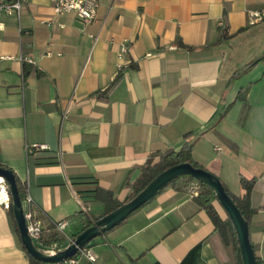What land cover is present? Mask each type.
I'll list each match as a JSON object with an SVG mask.
<instances>
[{
    "label": "crops",
    "instance_id": "obj_1",
    "mask_svg": "<svg viewBox=\"0 0 264 264\" xmlns=\"http://www.w3.org/2000/svg\"><path fill=\"white\" fill-rule=\"evenodd\" d=\"M250 11L264 13V0H98L86 25L51 0L0 12V53L13 57L0 61V162L45 222L69 218L75 237L105 211L106 191L127 201L148 158L188 143L245 201L264 264V16L250 24ZM241 177L254 180L247 197ZM186 182L93 238L94 263L75 264H222L227 251ZM21 245L0 204V264H31Z\"/></svg>",
    "mask_w": 264,
    "mask_h": 264
},
{
    "label": "water",
    "instance_id": "obj_2",
    "mask_svg": "<svg viewBox=\"0 0 264 264\" xmlns=\"http://www.w3.org/2000/svg\"><path fill=\"white\" fill-rule=\"evenodd\" d=\"M181 175H190L195 180L208 185L215 193L218 202L228 215L236 233L242 264H257L253 247L248 237V223L243 218L233 199L224 190L221 181L211 172L202 167H194L189 162L174 164L154 176L136 195L123 202L120 206L93 221L78 233L73 241L63 250L53 255H47L38 250L31 241L27 231L21 208V200L15 183L13 172L0 167V176L8 184L11 197L12 213L24 250L33 258L47 262H63L83 248L93 238L103 234L124 219L133 211L152 198L159 190Z\"/></svg>",
    "mask_w": 264,
    "mask_h": 264
},
{
    "label": "built area",
    "instance_id": "obj_3",
    "mask_svg": "<svg viewBox=\"0 0 264 264\" xmlns=\"http://www.w3.org/2000/svg\"><path fill=\"white\" fill-rule=\"evenodd\" d=\"M23 1L24 0H0V12L18 15ZM51 2L54 14L59 15L73 12L83 25L88 24L95 17L98 7V0H51ZM263 16V12L250 11L248 12V22L253 24L261 20ZM89 36L91 38L96 37L93 34ZM125 50L126 45L122 43L117 53L118 57H120ZM46 54H49V52H46ZM11 58L13 57L10 55L0 53V61ZM23 59L32 62V59L28 57H23ZM65 113L66 110H64L63 114ZM0 187L4 189V196L0 197V204L8 208L10 194L8 184L2 176H0ZM184 188L190 197H195L200 192L201 186L197 180L193 179L186 182ZM21 208L25 220L26 231L34 246L42 253L47 255L56 254L65 249L73 241L74 237L72 238L66 232L70 224L69 218L45 222L42 212L33 204L27 192L23 194ZM87 210L88 209L83 208V211ZM78 255H83L91 263L95 261V254L91 248L84 246L74 255L65 259L63 263L75 264Z\"/></svg>",
    "mask_w": 264,
    "mask_h": 264
},
{
    "label": "trees",
    "instance_id": "obj_4",
    "mask_svg": "<svg viewBox=\"0 0 264 264\" xmlns=\"http://www.w3.org/2000/svg\"><path fill=\"white\" fill-rule=\"evenodd\" d=\"M178 43H179V45H182V42L179 41ZM253 63H254V61L249 62L241 70L235 71L234 74L232 75V78H234L239 72H242V71L246 70L247 68H249L251 65H253ZM117 80H118V77H115L111 81L109 86L107 87L106 91L110 90V88H112L115 85ZM157 155H158L157 160H152L151 158H148L145 161V163L141 166L140 177L137 180V182L134 186L133 193L129 199H131L134 195H136L159 172H161L162 170H164V169H166V168H168L174 164L181 163V162H189L194 167H202V166L198 165L195 161L192 160V158L190 156V144H188V143H184L183 146L178 151H174L172 149H166L163 152H159ZM0 167L6 168L1 162H0ZM13 175H14L15 183H16V186L18 189V194H19L20 200H22L23 194H24L23 184L19 181V179L15 176L14 173H13ZM180 177H184L188 181L194 179L190 175H181L178 178H180ZM176 179H173L170 182H173ZM253 181H254L253 178H251V179H245L243 177L240 178V183H241L242 188L244 189V196L245 197L248 196V194L251 190ZM198 182L201 186V189H200V192L197 194V196H195L193 198L196 201V203L200 206V208L205 209V211L209 215L211 221L214 224L215 229L217 230V232L220 236L221 242H222L225 250L227 251V253L229 255L228 259L223 261L222 264H242L236 233H235V230L233 228V225H232L228 215L226 214V216L224 218H222L219 215V213L217 212V210L215 209V207L213 205V201L218 202L215 193L205 183H203L201 181H198ZM222 186H223L224 190L227 192V194L233 199L234 203L236 204V206L240 210L243 218L248 223L250 210L247 208L245 201L243 199H237L236 197H234L232 195V193L228 190V188L223 183H222ZM104 194H105L104 199L109 202L105 206V211L101 215L97 216L96 218H91V219L89 218L86 221V223H84L83 226L78 230V233H80L82 230H84L88 226L92 225L94 220L102 217L106 213L111 212L112 210H114L115 208H117L118 206H120L122 204V203L115 201L112 198L110 192L106 191ZM139 208H137V209H139ZM8 212H9V214L13 220L14 229H15L17 235L19 236L18 230L16 227V223H15V220L13 217V213H12L11 197H10V201H9V205H8ZM25 253H26L28 260L31 264H62L63 263V262L54 263V262L40 261V260H37V259L33 258L32 256H30L26 251H25ZM256 263L259 264L257 257H256Z\"/></svg>",
    "mask_w": 264,
    "mask_h": 264
},
{
    "label": "rangeland",
    "instance_id": "obj_5",
    "mask_svg": "<svg viewBox=\"0 0 264 264\" xmlns=\"http://www.w3.org/2000/svg\"><path fill=\"white\" fill-rule=\"evenodd\" d=\"M213 205L215 207V209L217 210V212L219 213V215L224 218L226 216V212L223 210V208L221 207V205L217 202V201H213ZM226 252V250H225ZM226 257H229L228 253L226 252Z\"/></svg>",
    "mask_w": 264,
    "mask_h": 264
},
{
    "label": "bare ground",
    "instance_id": "obj_6",
    "mask_svg": "<svg viewBox=\"0 0 264 264\" xmlns=\"http://www.w3.org/2000/svg\"><path fill=\"white\" fill-rule=\"evenodd\" d=\"M4 196V189L0 187V197Z\"/></svg>",
    "mask_w": 264,
    "mask_h": 264
}]
</instances>
